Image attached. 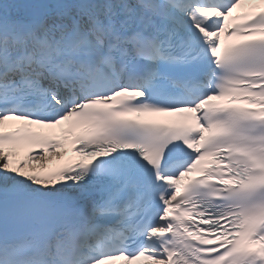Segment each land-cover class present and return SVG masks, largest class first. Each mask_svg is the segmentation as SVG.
<instances>
[{
    "label": "snow or ice",
    "instance_id": "1",
    "mask_svg": "<svg viewBox=\"0 0 264 264\" xmlns=\"http://www.w3.org/2000/svg\"><path fill=\"white\" fill-rule=\"evenodd\" d=\"M0 264H264V0H0Z\"/></svg>",
    "mask_w": 264,
    "mask_h": 264
}]
</instances>
